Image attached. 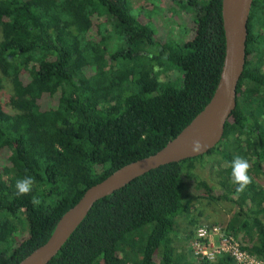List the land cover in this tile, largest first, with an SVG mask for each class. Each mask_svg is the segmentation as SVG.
Listing matches in <instances>:
<instances>
[{
  "label": "trees",
  "instance_id": "trees-1",
  "mask_svg": "<svg viewBox=\"0 0 264 264\" xmlns=\"http://www.w3.org/2000/svg\"><path fill=\"white\" fill-rule=\"evenodd\" d=\"M175 4L192 14L193 36L181 44L161 42L125 0H0V82L11 85L0 102V264L44 244L88 188L159 151L210 101L226 54L223 0ZM246 59L220 143L98 200L48 264H238L230 254L189 260L174 241L191 209L189 181L197 200L215 197L193 169L220 147L229 167L219 184L238 208L227 229L264 259V0L253 2ZM171 67L183 75L162 80ZM236 156L251 165L243 193L231 176ZM25 176L35 178L32 191L17 196ZM190 224L188 242L200 223Z\"/></svg>",
  "mask_w": 264,
  "mask_h": 264
},
{
  "label": "water",
  "instance_id": "water-1",
  "mask_svg": "<svg viewBox=\"0 0 264 264\" xmlns=\"http://www.w3.org/2000/svg\"><path fill=\"white\" fill-rule=\"evenodd\" d=\"M253 2L254 0H223L226 54L218 85L206 106L159 151L122 166L88 188L80 200L61 216L49 239L18 264H48L98 200L152 169L205 155L220 143L226 123L237 107L238 85L247 60L249 20ZM194 139H199L205 145L201 152L194 153L191 150Z\"/></svg>",
  "mask_w": 264,
  "mask_h": 264
},
{
  "label": "rangeland",
  "instance_id": "rangeland-1",
  "mask_svg": "<svg viewBox=\"0 0 264 264\" xmlns=\"http://www.w3.org/2000/svg\"><path fill=\"white\" fill-rule=\"evenodd\" d=\"M125 1L136 17L154 27L156 35L161 39V42L165 43L173 39L179 41L178 44H181L183 41H188L192 38L194 33L192 14L190 11L183 10L179 5L177 6L175 0ZM147 50L148 52L152 51L151 48H147ZM159 75L162 80L177 81L183 75V72L179 68L171 67L167 71L162 70ZM0 77H2L1 72ZM177 84L182 86V79ZM10 93V83L5 78H2V82H0V102H6ZM222 150L223 148L220 147L214 154L205 156L202 160L196 162L193 169L194 173L206 180L210 185L215 186V197L197 200L190 181L183 196L185 204L191 205V209L178 217L177 227L174 231V241L177 251L192 261H196V256L193 254L191 240L188 242L186 237L187 233L194 227L190 224V219L192 217L196 218L200 223L199 226L218 225L225 229L238 209L237 205L233 203L231 196H228L219 184L223 177L218 172L229 167V163L223 159ZM262 179L264 180V175L261 176ZM21 236L24 235L21 234Z\"/></svg>",
  "mask_w": 264,
  "mask_h": 264
},
{
  "label": "built area",
  "instance_id": "built-area-1",
  "mask_svg": "<svg viewBox=\"0 0 264 264\" xmlns=\"http://www.w3.org/2000/svg\"><path fill=\"white\" fill-rule=\"evenodd\" d=\"M241 246L238 238L218 225H200L191 240L193 254L210 261L230 254L238 264H264V259L243 250Z\"/></svg>",
  "mask_w": 264,
  "mask_h": 264
},
{
  "label": "clouds",
  "instance_id": "clouds-1",
  "mask_svg": "<svg viewBox=\"0 0 264 264\" xmlns=\"http://www.w3.org/2000/svg\"><path fill=\"white\" fill-rule=\"evenodd\" d=\"M205 147L199 139H194L191 144V150L194 153L201 152ZM251 165L246 158L236 156L231 162V176L233 183L237 185L236 192L243 193L245 189L253 182L252 177L248 174ZM35 183V178L25 176L22 179H17L15 183L17 196L27 195L32 191V186ZM31 202L33 205H38L40 200L33 196Z\"/></svg>",
  "mask_w": 264,
  "mask_h": 264
}]
</instances>
